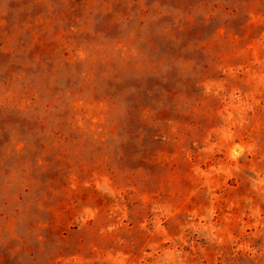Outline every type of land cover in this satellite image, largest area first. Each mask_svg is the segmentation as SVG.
Instances as JSON below:
<instances>
[{"label":"rangeland","instance_id":"obj_1","mask_svg":"<svg viewBox=\"0 0 264 264\" xmlns=\"http://www.w3.org/2000/svg\"><path fill=\"white\" fill-rule=\"evenodd\" d=\"M0 264H264V0H0Z\"/></svg>","mask_w":264,"mask_h":264}]
</instances>
